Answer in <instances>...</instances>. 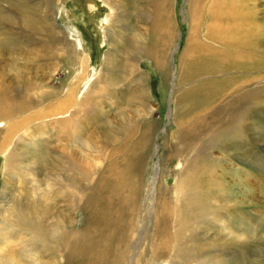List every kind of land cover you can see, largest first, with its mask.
Masks as SVG:
<instances>
[{"label":"rangeland","instance_id":"obj_1","mask_svg":"<svg viewBox=\"0 0 264 264\" xmlns=\"http://www.w3.org/2000/svg\"><path fill=\"white\" fill-rule=\"evenodd\" d=\"M104 1L0 0V71L11 59L20 66L27 63L30 67L27 75L34 85L29 95L37 98V93L55 89L56 86H63V91L67 84L79 76L77 71L81 68V57L88 54L89 60L85 68L87 71L85 70L84 73L89 78V87L105 88L102 96L99 97L100 104L94 109V113L100 117L88 123V131L102 138L100 132L104 122L117 127L115 138L119 137V141L125 138L126 144L118 156L125 157L122 165L131 184L138 183L141 187L140 203L145 201L147 191L154 188L156 190V187L158 203L159 194L163 189L171 192L176 182V171L179 169V163L174 161L171 164L167 156L174 148L182 151L179 160L185 156L195 155L198 148L197 141L202 137L201 132L198 134L196 131L191 132L192 129H186L187 123L202 116V104L195 102L194 94L189 96L184 95L183 92L195 88H198L195 91L200 89L202 91L201 87L206 81H214L215 78L220 81L238 76L239 72L232 68L220 71L200 69L194 71L199 66H190L189 62L183 60L182 55L190 32L188 0H170L167 3L169 9L172 7L169 21L175 34H173L166 72L156 67L152 60L144 55L147 44L150 43L149 27L156 16L152 8L159 0H123L122 10L116 8L114 11ZM90 3L95 6L92 7ZM263 8L264 5L260 4L255 9L261 11L260 16L264 19ZM115 13H120L119 21L106 22V24L103 22L109 14ZM207 19L206 13L201 25L204 37ZM100 26L104 28L101 29ZM73 29L77 32H74V36H70ZM76 36L81 38L82 46L79 48L75 44ZM204 39L209 40L207 37ZM176 42L178 45L175 47ZM4 53L7 57H3ZM134 59L139 60L138 64L144 72L142 74L144 79L139 85L148 89L147 94H149V96L144 95L145 97L140 100L136 98L139 89L135 84V76L128 67ZM260 68L261 70L257 71V65L253 72L243 73L254 78L260 75L264 77V61L260 63ZM190 69L192 70L188 73ZM14 72L13 70L12 73ZM85 83L79 85L80 98L85 93V90H82ZM219 98L220 96L217 97L216 102L214 101L212 108L220 106L222 98ZM251 110L252 112L247 116L250 152L245 148L247 142L242 137L241 140L239 137L233 143L228 136L221 138L217 135L215 141L209 144L212 148L210 155L219 158L222 166L218 169V173L226 174V180H229L227 176H233L234 181L238 182L243 178L242 173L247 172L246 175L250 178L248 182L251 185L248 191L244 185H234V193L244 191L245 198L242 201L243 197L237 198L239 206L242 207L232 210L226 222H223L221 217H216V221L214 219L218 228L214 232L211 231L207 240H202L201 244L202 260L206 259L204 264H264V101L254 103ZM102 116L104 121L101 120ZM183 119H187V123L183 124L185 131L179 138L177 124ZM51 122L50 129L45 134L39 133L38 138L41 140L38 142L32 140L24 144L13 140V143L17 144L15 157L19 160L15 171L5 172L8 152H0V244L10 240L18 241L3 254L4 256L2 255L3 257L0 256L5 264H11V261L17 259L23 261L33 252L38 254L41 264L57 262L59 259L62 260L61 264H68L65 252L60 251L59 254L55 247L58 240L54 237V227L59 217L65 215L61 227L66 229H76L80 226L84 228L89 225L87 214L73 211L72 206L63 196L61 198L54 196L58 191L55 181L58 175L55 170L57 165L55 157L59 155L64 141L56 136L57 125ZM130 127L134 128L133 133L127 134ZM162 127L157 139L156 135ZM146 131L147 133L149 131L148 142ZM140 136L146 138L147 146L141 152L144 157L137 164L132 150ZM85 140L86 138L82 142L81 139H76L75 145L71 142L66 146L75 150L78 163L91 165L93 178L96 179L106 164V158L99 153V150L105 147L102 142L95 143L94 140L87 146ZM157 140L158 163H156L157 155L154 154ZM39 146L40 151L46 150L49 156L38 155V151L35 150ZM232 147L235 150H232ZM226 148L230 150L225 152ZM238 151L240 154L246 153V157L241 158L242 156L236 155ZM32 171L35 173L32 174ZM155 177L157 186L153 184ZM13 206H17L18 210L13 211L16 215L22 210L26 211V216L23 217L24 224L26 221H31L40 228L42 234L32 236L27 229L22 230L19 220L11 211ZM9 207L11 209L8 210ZM231 218H234L232 223ZM239 218L250 220L249 225H245L250 226L251 232L246 234L258 238L247 243L236 242V236L245 230ZM205 243L209 245L207 252L203 253ZM193 252L196 254L195 250ZM145 260H148V256H145ZM174 261V264H195L192 257Z\"/></svg>","mask_w":264,"mask_h":264},{"label":"bare ground","instance_id":"obj_2","mask_svg":"<svg viewBox=\"0 0 264 264\" xmlns=\"http://www.w3.org/2000/svg\"><path fill=\"white\" fill-rule=\"evenodd\" d=\"M105 1L113 11L116 8L122 10L123 0ZM169 1L159 0L152 8L156 16L149 27L150 43L144 51L145 57L150 58L156 67L165 72L168 69L169 52L175 34L169 21L172 8L169 9L167 5ZM260 4L264 5V0H188L190 32L183 51V60L189 62L190 66H199L194 71L199 69L220 71L232 68L238 71L239 75L220 81L218 78L213 79L214 81H206L201 87L202 91L201 89L195 91L198 89L195 88L183 92L184 95L189 96L194 94L195 102L202 104L203 114L190 123H187V119L181 120L177 124V134L179 138L183 136L185 131L183 124L187 123L186 129H192L191 132L196 131L198 134L201 132L202 137L201 141H197L198 148L195 155L185 156L179 160L182 151L174 148L167 156L171 164L174 161L179 163V169L176 171V182L171 192L163 189L159 194L158 203L156 202L157 187L156 190L154 188L147 191L145 201L140 203L141 187L138 183L131 184L122 165L125 157L118 156L126 144L125 138H121L120 141L119 137L115 138L117 127L104 122L100 132L102 138L88 131V123L100 117L94 113V109L100 104L99 97L105 89L102 86H98L97 89L92 88V85L89 87V78L84 73L89 60L88 54L81 57V68L79 72L77 71L79 76L67 84L63 91V86H56L55 89L37 93V98L29 95L33 84L32 79L27 75L30 71L27 63L20 66L12 59L5 63L0 71V127H3L0 128V152H8L5 172H13L18 168L19 160L15 157L16 143L25 144L32 140L38 142L41 140L38 138L39 133L45 134L50 129L49 123L53 121L57 125L56 136L64 141L59 155L55 157L57 158L55 170L58 174L55 181L58 191L54 196L56 198L63 196L64 200L70 203L68 204L72 206L73 211H82L89 218L88 227L66 229L61 227L65 219V215H62L54 227V237L58 240L55 245L56 251L59 254L60 251L65 252L68 264H155L157 262L174 264V260L185 257H192L195 264H204L206 259L202 260V240H207L211 231L214 232L218 228L215 223L216 217H221L223 222H226L232 210L242 207L239 206L237 198L243 197L242 201L245 198L244 191L234 193V185H244L248 188L247 191L251 185L248 182L250 178L246 175L247 172L242 173L243 178L238 182L234 181L233 176H227L229 180H226V174L218 173V169L222 166L219 158L210 155L212 148L209 144L215 141L217 135L221 138L228 136L233 143L234 140L239 137L241 140L242 137L247 142L245 148L250 152L247 116L252 112L251 107L254 103L264 101V77L260 75L254 78L243 72H253L257 65V71H260V63L264 61V19L260 16L261 11L255 9ZM90 5L95 6L91 3ZM205 12L208 19L205 22L204 37L201 25ZM119 16L120 13L109 14L103 22L110 23L118 20ZM100 28L104 27L100 26ZM74 32L77 31H72L70 36H74ZM206 37L208 41L204 39ZM75 44L78 48L82 46L80 37H75ZM5 56L7 57L6 53L3 54V57ZM138 61L134 59L128 67L135 76V84L139 89L136 98L140 100L148 93V89L139 85L144 79L142 76L144 72ZM181 71L183 72L182 67ZM180 76L178 75V80ZM84 82L86 83L82 90H85V93L80 98L78 88ZM219 96L222 98V103L216 106L217 108H212ZM33 108L35 109L32 110ZM103 119L102 116L101 120ZM133 129L128 128L127 134L133 133ZM146 137L148 142L149 131L148 133L146 131ZM84 138L87 146L94 140L95 143L102 142L105 147L99 150L100 155L106 158V164L98 179L93 178L91 165L78 163L75 150L66 146L71 142L75 145L76 139H81L83 142ZM13 140L16 143H13ZM146 144V138L143 136L135 141L132 150L135 163L139 164L144 157L141 152ZM39 148L40 146L35 150L38 151V155L49 156V152L40 151ZM238 148L240 149L239 146ZM232 150L235 148L232 147ZM237 153L235 154L242 156L241 158L247 155L244 152ZM156 163H158V155ZM33 173L35 171H32ZM156 181L155 177L154 185ZM16 209L17 206H13L11 211ZM25 212L22 210L18 215L13 212L22 230L27 229L32 236L42 234L40 228L31 221H26L24 224ZM242 215L244 216L243 212ZM232 219L234 218L230 219L231 223ZM240 220L245 229H242L243 233L251 232L250 226L245 225H249L250 220L239 218ZM208 245V243L203 245V253L207 252ZM145 256H148V260H145ZM61 262L62 260L59 259L48 264H61Z\"/></svg>","mask_w":264,"mask_h":264},{"label":"clouds","instance_id":"obj_3","mask_svg":"<svg viewBox=\"0 0 264 264\" xmlns=\"http://www.w3.org/2000/svg\"><path fill=\"white\" fill-rule=\"evenodd\" d=\"M256 238H258V236H250L246 233H241L236 236V242L247 243L249 241L255 240ZM16 243H18V241L10 240L4 244H0V256H2L5 252H7L8 249ZM0 264H5V261L3 259H0ZM11 264H41V262L38 257V254L33 252L28 254L23 261L13 260L11 261Z\"/></svg>","mask_w":264,"mask_h":264},{"label":"water","instance_id":"obj_4","mask_svg":"<svg viewBox=\"0 0 264 264\" xmlns=\"http://www.w3.org/2000/svg\"><path fill=\"white\" fill-rule=\"evenodd\" d=\"M180 34H181V32H180V30H179V36H180ZM178 45V42H176V44H175V47ZM163 129V127L158 131V133H157V135H156V137H157V139H158V137L160 136V131ZM157 149H158V140L156 141V143H155V148H154V154L155 155H157Z\"/></svg>","mask_w":264,"mask_h":264}]
</instances>
